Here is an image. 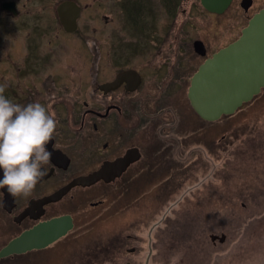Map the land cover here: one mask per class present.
Returning a JSON list of instances; mask_svg holds the SVG:
<instances>
[{
  "label": "flooded vegetation",
  "instance_id": "af4514ba",
  "mask_svg": "<svg viewBox=\"0 0 264 264\" xmlns=\"http://www.w3.org/2000/svg\"><path fill=\"white\" fill-rule=\"evenodd\" d=\"M202 1L190 6L216 26L235 7L233 18L239 16L245 28L264 8V0H229L222 12H213ZM99 2L0 0L4 95L22 106L38 102L58 122L46 145V175L32 196L13 197L0 189V264H117L125 242L131 243L126 253L137 257L138 228L159 217L150 211L152 200L181 197L177 193L187 181L186 145L180 141H186L183 110L191 79L243 29L211 52L205 39L188 41V0H161V25L149 0H119V21L83 14ZM61 6L73 14L61 16ZM113 21L120 30L115 34L109 31ZM197 42L202 46L196 49ZM173 93L179 95L169 102ZM18 239L20 251L7 253ZM146 247L148 263L149 239Z\"/></svg>",
  "mask_w": 264,
  "mask_h": 264
},
{
  "label": "rangeland",
  "instance_id": "374dc122",
  "mask_svg": "<svg viewBox=\"0 0 264 264\" xmlns=\"http://www.w3.org/2000/svg\"><path fill=\"white\" fill-rule=\"evenodd\" d=\"M188 1L183 8L186 11L190 8L189 43L196 38L205 39L213 52L237 37L245 26L244 22L238 24L239 16L233 18L235 7L216 26L209 24L198 6H190L194 0ZM149 2L154 4L155 18L161 25L164 21L161 0ZM118 3L119 0H100L83 14L108 15L119 21ZM235 26L238 29L231 34ZM110 28L112 34L120 32L114 21ZM101 37L105 39L102 34ZM111 42L112 38H106L107 45ZM193 62L196 65L199 59ZM178 95L169 94L172 97L169 102ZM183 113L187 134L186 141L180 142L186 145L182 153L187 160L188 177L180 190L183 193H177L182 196H171L167 203L165 198H154L151 210L141 206L140 211H154L161 217L174 205L164 220L158 222L159 217H154L153 223L150 218L143 221L138 228V256L126 253L131 243L125 242L117 264H264V89L235 115L215 123L200 121L189 103ZM168 130L170 133L171 129ZM168 130L164 133L168 134ZM221 234L225 235L223 243L211 242V235ZM148 239L152 242L153 256L146 263ZM166 246L170 248L169 256L165 253Z\"/></svg>",
  "mask_w": 264,
  "mask_h": 264
},
{
  "label": "water",
  "instance_id": "95a60500",
  "mask_svg": "<svg viewBox=\"0 0 264 264\" xmlns=\"http://www.w3.org/2000/svg\"><path fill=\"white\" fill-rule=\"evenodd\" d=\"M229 0H203L205 9L222 12ZM216 2V3H215ZM217 2L219 4H217ZM61 6V16L71 14ZM74 11V10H73ZM73 14V12H72ZM76 14V13H75ZM73 18L70 22H73ZM202 46L195 43L197 49ZM204 55V52H200ZM264 89V8L255 14L240 36L207 59L193 75L188 100L193 111L206 122L234 115ZM211 242L223 243L225 235H211ZM20 251L19 239L7 246V253Z\"/></svg>",
  "mask_w": 264,
  "mask_h": 264
},
{
  "label": "clouds",
  "instance_id": "9594fccd",
  "mask_svg": "<svg viewBox=\"0 0 264 264\" xmlns=\"http://www.w3.org/2000/svg\"><path fill=\"white\" fill-rule=\"evenodd\" d=\"M4 92L0 86V189L27 198L46 175L43 165L51 160L46 145L54 138L58 122L40 103L22 106Z\"/></svg>",
  "mask_w": 264,
  "mask_h": 264
},
{
  "label": "trees",
  "instance_id": "16d2710c",
  "mask_svg": "<svg viewBox=\"0 0 264 264\" xmlns=\"http://www.w3.org/2000/svg\"><path fill=\"white\" fill-rule=\"evenodd\" d=\"M223 118H229V117H223Z\"/></svg>",
  "mask_w": 264,
  "mask_h": 264
}]
</instances>
